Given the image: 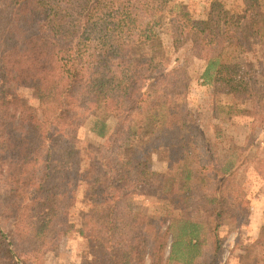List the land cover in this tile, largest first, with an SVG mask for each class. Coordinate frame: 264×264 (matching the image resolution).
<instances>
[{
	"label": "trees",
	"instance_id": "trees-1",
	"mask_svg": "<svg viewBox=\"0 0 264 264\" xmlns=\"http://www.w3.org/2000/svg\"><path fill=\"white\" fill-rule=\"evenodd\" d=\"M201 15L194 19L172 0H0V86L14 76L23 50L49 81L32 130L7 119L0 102V264H45L78 201L96 264L221 263L227 218L251 215L238 175L249 167L264 188V155L234 152L217 163L162 34L170 30L176 51L204 61L214 116L245 114L255 128L264 124V0H242L237 17L225 0H211ZM228 95L252 105L225 103ZM140 110L148 118H136ZM87 113L104 142L82 169ZM153 143L175 176L154 168ZM133 195L160 199L162 211L141 210L128 223ZM51 227L54 236L43 238ZM259 231L243 264H264V224ZM76 264H90L85 250Z\"/></svg>",
	"mask_w": 264,
	"mask_h": 264
},
{
	"label": "rangeland",
	"instance_id": "rangeland-1",
	"mask_svg": "<svg viewBox=\"0 0 264 264\" xmlns=\"http://www.w3.org/2000/svg\"><path fill=\"white\" fill-rule=\"evenodd\" d=\"M211 0H172L174 4H180L182 8L190 12L194 19L202 18L201 10ZM230 8L231 16L237 17L242 0H225ZM165 50L170 60L171 67L183 78L187 85L188 106L195 113L198 125L202 133L207 137L209 151L215 154V160L222 164L232 153L237 155H249L255 157L264 155V124L257 122L254 128L253 118L245 114L235 115L230 119H220L214 116L212 90L202 84L201 74L204 61L195 57L192 51L182 48L176 51L170 30L162 34ZM27 52L23 50L22 60L15 69L14 76L6 84L0 86V102L6 108V118L16 121L26 129L35 128L41 105L46 99L49 90L48 79L39 74L37 67L28 62ZM260 84H264V75L258 78ZM225 103H239L242 107H251V102H242L232 95L224 96ZM106 122L111 126L115 120L107 113H101ZM136 118L145 119L149 114L140 110L135 114ZM92 116L84 114L81 117L79 131V146L82 150V169L88 165L89 151L99 147L104 140L90 130ZM242 147V148H241ZM158 144L149 146V158L155 169L170 176L176 175L175 167L167 161L159 158ZM238 181L246 188L250 197V216L244 220H236L230 216L227 218L222 231L228 237L225 243L224 254L220 264H243V256L254 238L259 235L261 225L264 224V188L262 179L252 169L244 168L238 175ZM86 176L79 185L78 195L82 197L86 187ZM126 210V221L131 223L137 214L143 212H160L163 204L160 199L133 195L129 198ZM84 205L78 201L74 206L73 219L68 226V232L58 242L54 251L48 253L45 264H76L78 253L85 250L88 253L90 264H96V255L93 244L88 239L81 225V215ZM43 238L54 236V228L51 227L41 233ZM256 236V237H255Z\"/></svg>",
	"mask_w": 264,
	"mask_h": 264
},
{
	"label": "crops",
	"instance_id": "crops-1",
	"mask_svg": "<svg viewBox=\"0 0 264 264\" xmlns=\"http://www.w3.org/2000/svg\"><path fill=\"white\" fill-rule=\"evenodd\" d=\"M256 237V236H255ZM255 239V238H254Z\"/></svg>",
	"mask_w": 264,
	"mask_h": 264
}]
</instances>
